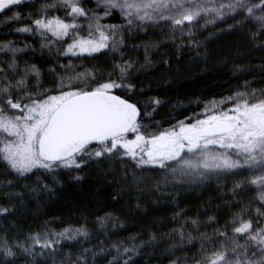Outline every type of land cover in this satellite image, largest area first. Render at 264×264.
Here are the masks:
<instances>
[{"label": "snow or ice", "instance_id": "snow-or-ice-1", "mask_svg": "<svg viewBox=\"0 0 264 264\" xmlns=\"http://www.w3.org/2000/svg\"><path fill=\"white\" fill-rule=\"evenodd\" d=\"M0 15L25 20L14 31L28 37L0 40V189L31 180L24 188L42 219L27 230L0 227V264H138L154 253L167 264H264V87L238 79L226 95L198 100V111L161 122L168 103L141 79L158 76L171 88L187 65L207 64L210 43L236 30L264 50V0H0ZM250 70L232 62L241 78ZM93 165L105 179L118 176L115 204L134 199L144 214L146 203L175 206L174 226L157 217L156 231L128 232L115 204L78 211L75 221L42 211L55 186L81 182ZM213 182L218 202L193 215L179 207L182 193ZM24 194L4 191L10 203L0 204V218L26 208L11 203Z\"/></svg>", "mask_w": 264, "mask_h": 264}, {"label": "trees", "instance_id": "trees-1", "mask_svg": "<svg viewBox=\"0 0 264 264\" xmlns=\"http://www.w3.org/2000/svg\"><path fill=\"white\" fill-rule=\"evenodd\" d=\"M29 7L30 5H25L19 10L26 16ZM7 15H11V13ZM25 22V20L5 22V16L0 15V40L4 39V33L11 32L12 34L7 39L16 40L22 45L23 41L28 39V37L24 34L16 35L14 29L22 26ZM220 27L226 28L227 25L221 24ZM205 35L207 33H197L199 39H204ZM155 38L163 39L159 36ZM143 39H149V37H143ZM129 43H139V41H129ZM209 50L211 56L207 64L201 61L196 65H187L185 72L176 78L171 88H168L162 81L157 83L159 80L158 76L141 78L146 88L150 86L149 95H162V98L168 103L167 107L159 110V115L156 116L158 121L172 120L198 111V100L207 101L213 97L226 95L235 88L238 79L241 83L244 79L254 81L253 87L255 88L264 87V72L259 70V66L264 63V50L257 51L243 31L236 30L220 35L219 38L209 44ZM158 51H165V47L162 46ZM221 56H224L225 60L228 61L227 66L219 62ZM188 58V55L183 57L185 61ZM36 62H40L38 58ZM232 62L240 66L249 67L251 70L246 71L241 78L239 73L232 71ZM100 63L103 64L104 61L101 60ZM162 89L163 93H161ZM3 179L4 176L0 175V180ZM117 181L118 176L112 177L111 173H109V178L105 179L104 169L101 166L93 165L90 169H86L84 180L81 182L72 183L70 179L65 177L63 187L55 186L57 188L56 196L42 205V211L50 216L63 218L65 221H75L78 211L86 212L89 216L95 213H102L105 210L110 211L115 204L112 197L116 195ZM30 183H32L31 180L25 181L21 179L15 182L14 189H0V204L7 205L10 203L8 198L3 195L4 191H19L25 193L23 200L13 199L11 203L17 205L23 203L27 206L26 208L18 207L16 215L0 218V227L8 226L11 228L14 221L21 228L27 230L28 228H36L38 224L42 223V219L38 217L36 212L37 201L24 188L25 184ZM215 189L216 184L213 182L210 188L182 193L179 198V207L185 208L189 211V215H193L201 206H207L204 205L205 201L218 202L220 200V194ZM135 203L134 199L125 198L121 200V203L115 204L117 210L124 209L122 219L127 217L129 221L127 224L128 232H139L145 226H152V230L156 231L160 227L159 223L153 224L157 217L163 218L165 225L174 226L171 225L168 217L177 210L175 206L156 207L151 203H146L145 206L149 209V212L144 214L142 210L137 212ZM128 205H131V212L128 211ZM218 215L221 218V222H223V214ZM162 230L167 231V227ZM128 232H121L120 235H127ZM99 239L103 240L104 238L101 236ZM96 242L97 237L93 236L92 243ZM144 251L151 252L150 249H145ZM149 259L153 261V264H158L159 261L167 264V261L160 253H154L151 256H139L137 257V262L138 264H146Z\"/></svg>", "mask_w": 264, "mask_h": 264}]
</instances>
